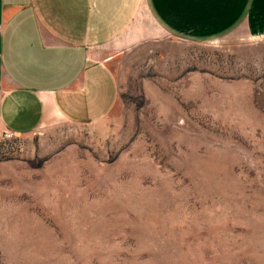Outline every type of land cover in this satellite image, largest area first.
Listing matches in <instances>:
<instances>
[{"label":"rangeland","instance_id":"1","mask_svg":"<svg viewBox=\"0 0 264 264\" xmlns=\"http://www.w3.org/2000/svg\"><path fill=\"white\" fill-rule=\"evenodd\" d=\"M147 27L106 118L0 135V264H264V25Z\"/></svg>","mask_w":264,"mask_h":264},{"label":"crops","instance_id":"2","mask_svg":"<svg viewBox=\"0 0 264 264\" xmlns=\"http://www.w3.org/2000/svg\"><path fill=\"white\" fill-rule=\"evenodd\" d=\"M163 33L202 43L264 25V0H0V132L26 134L52 116L96 122L119 96L102 49ZM146 26V27H145Z\"/></svg>","mask_w":264,"mask_h":264},{"label":"built area","instance_id":"3","mask_svg":"<svg viewBox=\"0 0 264 264\" xmlns=\"http://www.w3.org/2000/svg\"><path fill=\"white\" fill-rule=\"evenodd\" d=\"M2 31V25L0 24V32ZM15 132L13 131H5L4 133H0V135H5V136H11L13 135Z\"/></svg>","mask_w":264,"mask_h":264}]
</instances>
